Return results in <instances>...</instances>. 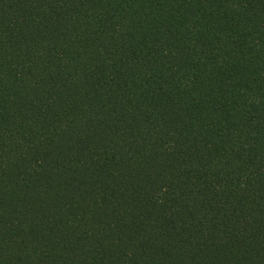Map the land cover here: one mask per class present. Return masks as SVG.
<instances>
[{
    "label": "trees",
    "instance_id": "trees-1",
    "mask_svg": "<svg viewBox=\"0 0 264 264\" xmlns=\"http://www.w3.org/2000/svg\"><path fill=\"white\" fill-rule=\"evenodd\" d=\"M0 264H264V0H0Z\"/></svg>",
    "mask_w": 264,
    "mask_h": 264
}]
</instances>
